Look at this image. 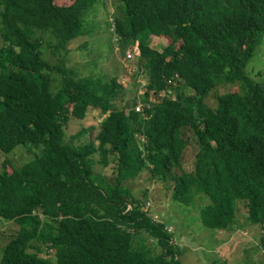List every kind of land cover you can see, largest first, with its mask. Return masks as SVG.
I'll use <instances>...</instances> for the list:
<instances>
[{"label":"trees","instance_id":"1","mask_svg":"<svg viewBox=\"0 0 264 264\" xmlns=\"http://www.w3.org/2000/svg\"><path fill=\"white\" fill-rule=\"evenodd\" d=\"M56 1L0 0V151H33L20 166L1 160L0 217L18 228L0 264H180L173 233L131 190L144 170L182 202L205 195L199 219L210 228L234 225L240 207L264 228V78L245 71L264 34V0H114L117 43L132 45L134 74L148 75L141 111L116 74L82 77L66 63L101 0ZM227 84L239 89L211 106ZM170 89L175 100L152 99ZM91 110L98 128L73 138L94 131V140L65 142V125ZM185 130L198 145L190 170L181 168Z\"/></svg>","mask_w":264,"mask_h":264},{"label":"rangeland","instance_id":"2","mask_svg":"<svg viewBox=\"0 0 264 264\" xmlns=\"http://www.w3.org/2000/svg\"><path fill=\"white\" fill-rule=\"evenodd\" d=\"M56 2L69 4L72 0ZM93 8H90L92 10L86 16V13L83 15L86 33L74 38L69 44L66 54L67 65L82 77H88L90 74H116L118 81L130 91L126 95L127 99L141 95L146 90L148 75H143L140 87L137 75L133 71V66L136 65L135 49L133 51L132 45L129 44L125 50H121L117 43L118 37L114 36L117 3L114 0H101L94 10ZM149 39L154 46H158L163 40L161 36H153ZM48 56L50 60L55 59L52 55ZM140 70H142L141 67ZM245 71L252 77H256L258 75L256 72H259L260 77L255 79L264 78V34L258 36L252 55L247 59ZM237 89H239L237 84L219 86L209 95L207 102L211 106L215 105V94ZM167 94L169 99H176L174 89L159 92L153 95L152 99L159 100L160 96ZM188 94H190L189 91ZM130 102L129 105L132 104V99ZM97 113V110H91L84 120L68 122L65 125L63 140L73 144L94 140L96 133L94 131H89L75 139L73 135L82 127L94 125L98 128L102 116L99 117ZM186 133L189 139L182 152L181 168L190 170L198 145L193 132L188 130ZM5 155L12 158L13 163L19 166L30 160L33 151L28 150L24 144L16 145L7 154L0 151V170L1 160ZM181 168H177L176 172L180 173ZM95 169L103 173L105 177H111V170L106 169L102 164L96 163ZM168 186L169 182L165 183L163 180L150 177L146 170L130 182L134 195L146 201L144 207H148L152 218L163 221L164 228L173 233L172 241H175L177 246L176 257L180 260V264H210L214 260L226 261L227 264H264L263 245L260 242L263 224L248 223L245 220L243 208L240 207L234 225L221 229L210 228L199 219V209L207 201V197L200 194L201 197L193 198L189 203H185L179 198H173V190H170ZM144 192L146 193L143 194ZM17 228V222L0 217V245L4 243L7 235Z\"/></svg>","mask_w":264,"mask_h":264},{"label":"built area","instance_id":"3","mask_svg":"<svg viewBox=\"0 0 264 264\" xmlns=\"http://www.w3.org/2000/svg\"><path fill=\"white\" fill-rule=\"evenodd\" d=\"M143 75H144L143 73H140L139 75L137 74V80H138V83H139L140 87L142 86V77H143ZM135 96L137 97L135 110L136 111H141L144 108V105L141 103V97H140L141 95H135Z\"/></svg>","mask_w":264,"mask_h":264},{"label":"crops","instance_id":"4","mask_svg":"<svg viewBox=\"0 0 264 264\" xmlns=\"http://www.w3.org/2000/svg\"><path fill=\"white\" fill-rule=\"evenodd\" d=\"M22 164H23V163H22ZM22 164H21V165H22ZM19 166H20V165H19Z\"/></svg>","mask_w":264,"mask_h":264}]
</instances>
